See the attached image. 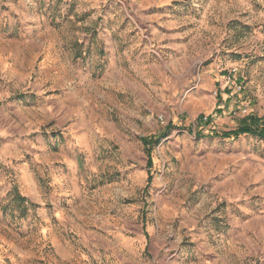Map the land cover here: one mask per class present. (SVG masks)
<instances>
[{"label":"rangeland","instance_id":"1","mask_svg":"<svg viewBox=\"0 0 264 264\" xmlns=\"http://www.w3.org/2000/svg\"><path fill=\"white\" fill-rule=\"evenodd\" d=\"M242 124L264 0H0V264H264Z\"/></svg>","mask_w":264,"mask_h":264},{"label":"trees","instance_id":"2","mask_svg":"<svg viewBox=\"0 0 264 264\" xmlns=\"http://www.w3.org/2000/svg\"><path fill=\"white\" fill-rule=\"evenodd\" d=\"M228 135L229 134H232V135H237V134H240V133H250V134H254V135H257L259 137H264V125L263 127H256V128H252L250 125L248 124H242L240 125L238 128L232 130V131H229L227 132ZM19 200H23L21 197Z\"/></svg>","mask_w":264,"mask_h":264},{"label":"built area","instance_id":"3","mask_svg":"<svg viewBox=\"0 0 264 264\" xmlns=\"http://www.w3.org/2000/svg\"><path fill=\"white\" fill-rule=\"evenodd\" d=\"M235 70H236L235 68H231L230 71H229V74L234 75L235 74Z\"/></svg>","mask_w":264,"mask_h":264}]
</instances>
